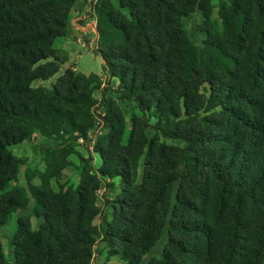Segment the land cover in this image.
<instances>
[{
	"label": "trees",
	"instance_id": "obj_1",
	"mask_svg": "<svg viewBox=\"0 0 264 264\" xmlns=\"http://www.w3.org/2000/svg\"><path fill=\"white\" fill-rule=\"evenodd\" d=\"M74 2L0 0V227L23 201V192L15 185L19 161L9 147L34 131L50 136L64 124L74 127V109L89 104L85 94L87 81L98 80L93 74L86 77L66 70L50 90L31 86L33 81L46 80L57 73L59 59L52 44L55 39L67 36ZM194 2L97 1L94 7L98 35L96 54L103 61L102 68L118 80L125 99L133 98L140 107L154 108L174 118L179 115L181 100L187 116L197 113L200 102L198 97L190 95V87L196 88L189 82L197 74L195 60L191 54L186 59L182 56L180 50L185 40L178 30L179 18ZM229 3L238 21V28L236 26L232 32V48L239 56H244L247 65L242 71L232 70L228 67L230 58L221 54L227 66L219 60L218 69H210L212 65L206 72L205 80L216 84L213 98L221 119L216 122V133L176 127L164 133L169 138L183 140L188 148L203 146L210 150L193 159L192 167L183 164L184 173L179 178L180 186L168 221V242L162 264L241 262L237 257L247 234L243 215L247 200L264 213V145L261 141L264 138V97L259 96L264 83V0H229ZM242 17L253 27L249 43L239 50L235 47L241 41L245 43L247 34L240 25ZM121 153L129 155L125 149ZM100 154L105 160V176L132 179L129 161L120 160L108 149H101ZM165 165L167 172H162V177H151V193L138 187L139 197L131 198L130 202L123 198L119 207L121 223L130 220V228L148 245L159 237L165 222L163 213L153 208L162 198L161 209L166 212L171 184L177 179L173 173L177 163L168 158ZM56 174L55 168L49 175ZM42 184L39 188L29 185V189L34 200L33 212L42 214L44 222L37 230H32L27 218L18 219L13 262L6 261L0 244V264H89L95 237L92 220L97 214L93 195L97 179L84 172L76 187L59 188L57 192L46 187L44 178ZM140 195L150 196L144 200ZM192 200L209 207V213L206 209L204 213L198 211ZM123 204L131 206L129 217L123 218ZM227 207L228 227L219 256L213 262L209 256L215 247L214 226ZM188 216L199 219L190 222ZM129 230L115 229L113 238L119 246L136 243V253H129L131 264H136L138 255L147 248L131 241Z\"/></svg>",
	"mask_w": 264,
	"mask_h": 264
},
{
	"label": "rangeland",
	"instance_id": "obj_2",
	"mask_svg": "<svg viewBox=\"0 0 264 264\" xmlns=\"http://www.w3.org/2000/svg\"><path fill=\"white\" fill-rule=\"evenodd\" d=\"M97 1L75 0L68 18L67 36L55 39L52 44L53 52L59 59L57 73L46 80H35L31 83L32 87L50 90L66 70L86 77L90 74L96 75L98 80L87 81L85 87V94L89 98L88 106L80 105L74 109V127L64 124L56 134L50 136L34 131L26 139L9 147L19 161L15 185L23 192L21 207L13 211L0 227V244L9 263L13 262L14 235L18 219L27 218L32 230H37L44 222L42 214L33 212L34 200L29 185L39 188L43 186L44 178L47 181L46 187L52 192H57L59 188L65 190L76 187L81 174L85 172L97 179L93 194L97 214L92 220L95 237L89 264H131L129 253H136V243L132 242L131 248L128 244L119 246L113 238L115 229H130L131 241L140 242L147 248L143 254L138 255L136 264H162L168 242V221L180 186L179 178L184 173L183 164L192 167L193 159L206 155L210 150L209 147L203 146L202 149L188 148L183 140L169 138L164 133H167L170 127L216 133V122L221 121L217 115L219 107L213 98L216 84L212 86L205 80L206 72L212 65L213 68L210 69H218L219 60L227 66L228 62L221 54L230 58L228 67L232 70L235 68V71H242L247 65L244 56H239L234 47L232 48V32L238 21L230 11L229 0H195L193 6L179 18L178 30L185 40V45L180 50L182 56L186 59L191 54L195 60L197 74H194L189 82L196 88L192 90L190 87V95L198 97L200 102L197 113L187 116L181 107V100L179 115L175 118L154 108L140 107L133 98L125 99L121 95L118 80L110 77L102 68L103 61L96 54L98 35L94 7ZM240 25L245 27L247 34L244 36L245 43L241 41L235 47L239 50L249 43L253 27L246 17H242ZM244 53L246 54V51ZM262 55L264 56V53ZM260 89L262 92L259 96L264 97V83ZM109 139L112 144L110 146ZM261 141L264 145V138ZM101 149H108L109 153L117 155L120 160L129 161L132 164L129 169L132 179L105 176V160L100 154ZM122 149H125L126 153L129 152V155L122 154ZM168 158L177 163L173 171L177 179L171 184L169 207L166 212L161 209L162 198L153 208L163 213L165 222L159 237L148 245L145 240L140 241L139 235L130 228V220L121 223L119 207L123 198L130 202L131 198L139 197L138 187L143 192L151 193V177H162V172H167L165 161ZM55 168L57 174L49 175ZM164 193L165 191L163 195ZM187 195L189 196L188 192ZM149 196L140 195V198L146 200ZM192 201L198 211L204 213L206 209L209 213V207H203L198 200ZM248 202L251 201L247 200L243 214L247 234L237 257L241 262L236 264H264V213L258 206H252ZM123 205V218L129 217L128 209L131 206ZM228 213L227 207L218 224H214L215 247L209 256L213 262L219 256L224 241L225 229L228 227L225 215ZM188 219L192 222L198 221L199 218L188 216Z\"/></svg>",
	"mask_w": 264,
	"mask_h": 264
},
{
	"label": "crops",
	"instance_id": "obj_3",
	"mask_svg": "<svg viewBox=\"0 0 264 264\" xmlns=\"http://www.w3.org/2000/svg\"><path fill=\"white\" fill-rule=\"evenodd\" d=\"M70 14V13H69Z\"/></svg>",
	"mask_w": 264,
	"mask_h": 264
}]
</instances>
